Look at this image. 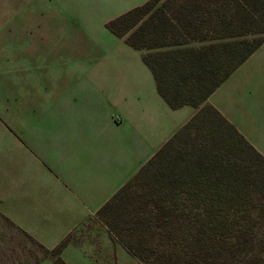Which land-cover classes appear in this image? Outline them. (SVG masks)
Wrapping results in <instances>:
<instances>
[{"label":"crops","instance_id":"1","mask_svg":"<svg viewBox=\"0 0 264 264\" xmlns=\"http://www.w3.org/2000/svg\"><path fill=\"white\" fill-rule=\"evenodd\" d=\"M53 1L42 0L48 23L53 21L51 4L60 8L63 3L76 4V0ZM146 1L96 0L102 6L95 9L101 21L98 31L111 35L112 44L107 46L79 44L82 20L68 15L75 43L67 52L80 46L86 55L62 64L58 75L49 71L55 63H38L40 45L32 46L29 39L27 60L22 65L12 62L17 70L26 71L0 75V215L48 250L79 233L82 243L69 241L60 254L64 264H142L104 224L88 219L199 108L171 109L142 61L146 51L131 48L105 27ZM49 26L45 32L53 33L56 24ZM86 32L96 37L94 30ZM46 66L48 72L42 73ZM3 83L10 86L6 93ZM260 99L264 100V42L204 104L260 149L264 113L253 111Z\"/></svg>","mask_w":264,"mask_h":264},{"label":"trees","instance_id":"2","mask_svg":"<svg viewBox=\"0 0 264 264\" xmlns=\"http://www.w3.org/2000/svg\"><path fill=\"white\" fill-rule=\"evenodd\" d=\"M105 27L146 51L171 109L199 108L96 215L142 264H221L231 252L217 236L264 203V157L204 101L264 42V0H147ZM66 245L51 250L56 264Z\"/></svg>","mask_w":264,"mask_h":264},{"label":"rangeland","instance_id":"3","mask_svg":"<svg viewBox=\"0 0 264 264\" xmlns=\"http://www.w3.org/2000/svg\"><path fill=\"white\" fill-rule=\"evenodd\" d=\"M52 2L54 1L52 0ZM44 6L46 5L42 4V0H0V75L7 77L11 76L12 72L26 71L25 68L17 70L14 68L17 65L12 62L22 65L21 62L27 60L28 39L32 46L40 45L38 47L39 56L36 57V60H40L38 63L41 61H44V64L55 63L53 67L46 66L47 69L42 70V73L48 72L50 67L51 76H56L62 64L83 58L86 55V50L81 49L80 46L76 50L70 49L67 52L68 46L75 43V38L69 34L73 30L72 24L69 22L71 18L68 15L70 14L82 20L84 29L80 30L82 43L79 44L84 47L112 44L111 35L107 31H98L101 21L95 17V9L102 8V6H99L96 0H76L75 5L63 3L62 8L57 4H51L50 7L54 8L51 11L50 20L53 21L49 23L56 24V27L51 29L53 33L45 32V28L48 29L50 26L48 15L43 14ZM122 7V5H114V9ZM89 28L96 32L95 38L86 32ZM43 52H46L45 57H43ZM3 88L6 93L10 86L3 83ZM253 111L259 116L264 113V100L255 101ZM260 145V149L253 147L259 153V150L264 152V141ZM260 154L262 155V153ZM262 156L264 157V155ZM134 185L131 200L126 202L135 207L137 206L135 196L141 194L143 188L139 183ZM251 190L259 196L258 188H251ZM242 209L244 208L238 209L237 222L232 226V231L227 235L217 236L219 241L226 244L225 247H228V251L231 252L229 254L222 251L226 256H222L225 260L218 261L221 264H264V203L255 202V206L251 210V217L247 215L241 217ZM124 218L129 219L128 216ZM88 220H98L104 224L96 214ZM239 233L240 237H234ZM77 234L66 239L67 243L70 241L75 245H80L84 238L79 233ZM118 236L122 237V235ZM51 250L39 247L0 215V264H56L57 256Z\"/></svg>","mask_w":264,"mask_h":264}]
</instances>
